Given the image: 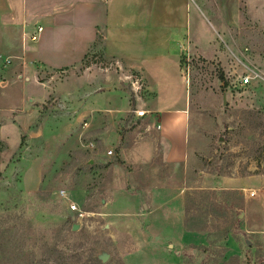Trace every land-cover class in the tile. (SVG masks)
<instances>
[{"label":"rangeland","instance_id":"1","mask_svg":"<svg viewBox=\"0 0 264 264\" xmlns=\"http://www.w3.org/2000/svg\"><path fill=\"white\" fill-rule=\"evenodd\" d=\"M57 1L26 0L21 15L31 23ZM156 6L160 9L162 3ZM144 7L135 0L119 5V11L138 16ZM181 12L190 54L168 67L163 61H145L149 71L158 73L156 105L173 107L185 97L195 136L208 147L195 154L203 173L262 177L264 191V0H185ZM217 47L228 49L222 61L213 56ZM6 55L0 53V264H155L174 253L172 246L162 244L175 238V230L145 238V224L134 223L137 213H124L129 220L114 226L103 208L116 187L145 189L151 183L149 170L159 163L156 158L140 168L117 164L115 151L100 139L101 130L105 136L117 130L130 141L146 137V121L131 111L136 105L148 109L154 96L149 85L100 53L87 55L69 72L45 71L27 82L21 75L13 78L14 57ZM247 74L249 87L231 89L238 75ZM104 77L112 91L124 92L128 112L122 117L73 116L81 89L99 93ZM65 82L64 97L55 100L54 89ZM98 96L88 103H97ZM201 176L189 170L185 198L187 206L193 205L188 221L205 227L197 232L207 234V243L185 246L169 264H264V237L245 231L264 221L256 206H245L253 190L201 189Z\"/></svg>","mask_w":264,"mask_h":264},{"label":"crops","instance_id":"2","mask_svg":"<svg viewBox=\"0 0 264 264\" xmlns=\"http://www.w3.org/2000/svg\"><path fill=\"white\" fill-rule=\"evenodd\" d=\"M19 1L20 5L0 0V53L10 54L8 58L14 57L10 61V67L16 72L13 78L21 75L29 82L45 71L54 74L69 72L87 55L100 53L104 59L112 60L116 67L134 74L149 85L147 89L154 96L146 103L148 109L145 110L150 112L144 119L145 124H150V130L145 131L146 137L130 141L121 137L117 130L107 136L104 135V130L99 132L101 144L113 149L125 166L140 168L159 159L158 165L149 170L147 180L151 183L145 189L137 187L130 192L121 186L116 187L103 206L104 213L115 223L114 226H120L123 220H129L124 219V213H137L134 223L145 224V238L150 239L161 230L176 231L175 238H167V242L162 244L172 246L175 252L165 254L161 259L163 261L156 260L155 264L164 260H167L165 264L172 263L185 246H204L207 243L205 232H186L183 227L187 190L185 180L189 170H196L199 177L202 175L201 189L243 191L245 187H249L253 191L249 194V202L245 201V206H256L257 213L264 215L262 177L251 180L225 177L215 179L203 173L195 154H200L208 147L201 145L195 136L197 132L191 126V111L187 99L184 97L183 104L176 103L168 108H158L156 105L155 85L159 82L155 78L158 73L155 70L149 71L145 61L148 58L155 64L163 61L168 67L171 63L176 65L181 61L182 55L192 51L181 23L182 3L185 0H140L145 7L138 16L125 15L119 11V5L126 6L135 0H59L46 7L31 23L21 15L26 0ZM158 2L162 3V7L154 9L153 6L158 5ZM37 28L42 30L36 42L23 39V34L27 36ZM225 31H229L227 24ZM227 50L217 47L213 56L222 61ZM153 68H156L155 65ZM107 80L104 77V81L100 83L99 88L104 87L99 93L90 87L81 89V103L73 109V116L89 119L109 115L122 117L128 112L124 106L125 98L122 97L124 92L112 91L111 86L105 83ZM64 84L68 82L59 84L54 89L55 100L64 97ZM68 93V98H72V94ZM95 95H99L98 102L89 104L90 97ZM75 98H78L77 94ZM137 107L142 108L139 105ZM157 125L159 130L154 128ZM162 169L167 170L166 173ZM129 203L132 204L131 209L127 207ZM125 226L129 225L126 223ZM245 231L264 237V221L262 224L249 225ZM141 235L143 236L142 233Z\"/></svg>","mask_w":264,"mask_h":264},{"label":"built area","instance_id":"3","mask_svg":"<svg viewBox=\"0 0 264 264\" xmlns=\"http://www.w3.org/2000/svg\"><path fill=\"white\" fill-rule=\"evenodd\" d=\"M41 28H37L35 31H33L31 34L29 35H24L23 34V39H27L29 40L30 42H36L39 38V34L41 32ZM231 75V74H230ZM258 77V76H256ZM260 78V76H259ZM225 80H229V76H226ZM136 81L135 80H130V83L133 85ZM138 84V82H137ZM251 84V75L247 74V75H238L231 83V89H244V88H247L249 87ZM140 85V84H139ZM228 88H229V85H228ZM134 95H135V98L137 100V94H135V91H134ZM137 107V106H136ZM131 113L134 115V117L137 119V120H144L146 119V116L150 113L149 111L143 109V108H139L137 107L136 109H133L131 111ZM156 130H159V126H155L154 127ZM144 131H149L150 130V124H144ZM107 155H112V151L109 150L106 152ZM72 209H74V207H71Z\"/></svg>","mask_w":264,"mask_h":264},{"label":"trees","instance_id":"4","mask_svg":"<svg viewBox=\"0 0 264 264\" xmlns=\"http://www.w3.org/2000/svg\"><path fill=\"white\" fill-rule=\"evenodd\" d=\"M220 79H222V77L220 76ZM133 110V109H132ZM116 156V155H115ZM117 157V156H116ZM116 163L117 164H122V162L120 160H118V158H116ZM217 176H223V174H221L220 172H217L216 173ZM188 200V198L186 197L185 198V205H184V222H183V227H184V230L186 232H197V231H203L205 230V227L203 226H198L197 224H191L189 221H188V215H189V211L192 209V204L191 206H187L186 205V201ZM195 218V217H194ZM225 224V222L223 223ZM218 229V228H217ZM220 232H224L225 231V228H222L220 229Z\"/></svg>","mask_w":264,"mask_h":264},{"label":"water","instance_id":"5","mask_svg":"<svg viewBox=\"0 0 264 264\" xmlns=\"http://www.w3.org/2000/svg\"><path fill=\"white\" fill-rule=\"evenodd\" d=\"M76 229H77V227H76V226H73V227H72V230H76Z\"/></svg>","mask_w":264,"mask_h":264}]
</instances>
